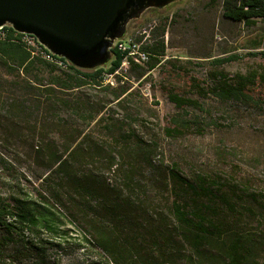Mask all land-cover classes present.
<instances>
[{
  "label": "trees",
  "instance_id": "1",
  "mask_svg": "<svg viewBox=\"0 0 264 264\" xmlns=\"http://www.w3.org/2000/svg\"><path fill=\"white\" fill-rule=\"evenodd\" d=\"M223 13L235 22H255L264 19V0H223ZM165 31L145 43L149 61L131 62L127 76L116 74L112 85L108 75L125 59L116 49L111 66L83 69L55 55L63 64L48 60L43 51H49L28 46L25 34L0 29V89L13 91L0 99V135L10 141L19 136L29 148L21 172L0 152V180L8 182L0 187V264L31 258L59 264L76 253L86 264H264V191L223 175L188 177L177 163L164 167L148 158L144 172L141 154L115 150L118 143L143 145L133 124L115 118L112 107L132 96L128 75L142 79L163 64ZM262 45L255 41L249 55L264 59ZM238 59L215 58L208 78H193L184 93L167 92L180 112L163 127L166 136L204 135L218 126L211 108L193 95L264 101V67L234 75L221 68ZM174 73L166 77H179ZM96 130L114 138L97 137ZM164 197L167 209L159 206ZM68 219L80 230L67 227Z\"/></svg>",
  "mask_w": 264,
  "mask_h": 264
},
{
  "label": "rangeland",
  "instance_id": "2",
  "mask_svg": "<svg viewBox=\"0 0 264 264\" xmlns=\"http://www.w3.org/2000/svg\"><path fill=\"white\" fill-rule=\"evenodd\" d=\"M155 24L156 27L152 30ZM163 29L166 30L164 36L167 44L163 64L149 71L142 79H138L136 75H128L133 94L123 107H112L115 118H128V123L133 124L136 139L143 145L135 147L118 143L115 150L125 156L133 153L134 158L141 154L137 160L144 172L149 170L148 158L164 167L177 163L188 177H193L198 172L223 175L235 181L246 182L252 190L264 191V101L255 105L248 102H223L214 97L204 100L193 95L211 108L218 126L209 127L204 135L190 133L181 137L166 136L163 130L171 117L180 112L169 101L167 92L176 89L184 93L193 78H208L209 73L216 68L212 63L215 58L231 54L240 57L221 67L230 75L264 67L261 56L249 55L250 51H256L251 45L257 40L263 41L259 50H264V19L251 23L235 22L224 16L223 0H185L170 10H161L156 15L149 12L142 19L132 22L129 36L147 31L153 38L154 34L157 35ZM130 67H124L121 73H129ZM169 71H176L180 75L171 80L166 77V72ZM115 82L117 83L116 77ZM0 93L3 94L1 100L13 95L12 89L7 86H3ZM107 115L108 112L104 116ZM20 132L27 134L23 126L20 127ZM50 133L51 136L58 135L54 129ZM118 134L119 131L116 137ZM95 136L104 140L114 138L113 135L98 130ZM12 138L10 141L0 135V152L3 150L4 157L14 169L21 172L26 166L24 161L29 148L19 140V136ZM7 185L5 179L0 180L2 189H6ZM159 206L168 208L165 197ZM67 222V227L74 226L80 230L78 224L69 219ZM83 258L82 253L63 255L59 264L83 261L86 264L87 261ZM35 262L31 258L25 264Z\"/></svg>",
  "mask_w": 264,
  "mask_h": 264
},
{
  "label": "water",
  "instance_id": "3",
  "mask_svg": "<svg viewBox=\"0 0 264 264\" xmlns=\"http://www.w3.org/2000/svg\"><path fill=\"white\" fill-rule=\"evenodd\" d=\"M185 0H0V29L36 37L51 54L83 69L111 66L132 22Z\"/></svg>",
  "mask_w": 264,
  "mask_h": 264
},
{
  "label": "built area",
  "instance_id": "4",
  "mask_svg": "<svg viewBox=\"0 0 264 264\" xmlns=\"http://www.w3.org/2000/svg\"><path fill=\"white\" fill-rule=\"evenodd\" d=\"M156 27L152 26V30ZM151 39V34L147 31L139 32V34L130 35L126 41L119 42L115 49L122 54L125 55V59L121 65V67L114 73L108 75L107 82L111 83L112 85H115V75L119 74L120 76H125L128 74L127 71H125V74L121 73V70L124 67H127L128 65L131 66V62H134L136 64L145 65L149 59H150V53L144 48L145 43H147ZM23 41L30 46L31 48H37L40 49V43L37 41L36 37L32 35L25 34L23 37ZM44 56L51 61H56L59 64H63L62 61H59L55 58L53 54L50 52H44ZM127 78V77H125Z\"/></svg>",
  "mask_w": 264,
  "mask_h": 264
}]
</instances>
